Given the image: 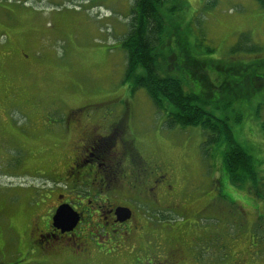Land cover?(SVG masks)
Segmentation results:
<instances>
[{"label": "rangeland", "instance_id": "374dc122", "mask_svg": "<svg viewBox=\"0 0 264 264\" xmlns=\"http://www.w3.org/2000/svg\"><path fill=\"white\" fill-rule=\"evenodd\" d=\"M133 2L0 0V263L24 259L27 264H165L176 251L182 264H238L237 253L245 245L232 247L227 240L237 234L236 228L227 225L220 206L203 210L207 194L228 187L222 171L227 149L208 152L199 128L170 129L166 114L154 107L146 92L132 91L125 80L121 42L130 29ZM170 7L176 9L163 20L162 47L170 73L178 72L187 53L185 42L193 53L220 60L229 58V50L238 44L264 49V9L255 0H173L163 11ZM194 68L193 77L217 82L215 66L198 63ZM229 89L210 88L202 94L205 103H216L206 108L237 98ZM262 101L258 96L253 105ZM74 110L80 126L71 124ZM114 114L132 117L127 125L139 133L138 153L167 174L173 188L163 194L175 203L150 209L137 203L138 233L109 248L102 246L99 233L92 240L101 250L93 246L87 255L78 256L81 259L66 255L67 260L47 261V255H37L33 238L35 229L46 225L61 193L56 182L66 176L79 150L83 126L103 124L104 116ZM260 114L262 124L264 107ZM257 123L244 119L234 134L254 158L264 161V130ZM109 144L112 156L121 152L117 144ZM121 160L113 166L120 175L128 166L139 169L144 164L139 158ZM107 179L111 187L103 200L122 202L131 194L122 189L127 181L121 184L110 175ZM95 190L91 183L77 187L84 196ZM71 249L78 252L75 246Z\"/></svg>", "mask_w": 264, "mask_h": 264}, {"label": "flooded vegetation", "instance_id": "af4514ba", "mask_svg": "<svg viewBox=\"0 0 264 264\" xmlns=\"http://www.w3.org/2000/svg\"><path fill=\"white\" fill-rule=\"evenodd\" d=\"M76 113L77 111L71 114L73 119L71 124L80 126L81 117L76 116ZM84 118L92 119L90 116ZM131 120L132 117L128 114L119 116L114 114L109 115L108 119L104 116L100 122L103 124L97 122L88 127L83 126L79 150L66 171V176L60 182H56L57 188L61 190L56 197V204L47 214L46 225L35 229L34 247H32L37 255H47V261L53 262L67 260L66 258L69 257L64 258L66 255L81 259L80 257L89 253L90 247L97 246L100 250L102 246L109 248L110 244L114 245L117 241L126 240L134 233H138L140 226L135 223L141 220L137 215L140 210L137 203L147 206L146 209L162 206L164 202L168 205L175 203L171 195L166 198V193L163 194L167 188H173L167 174H163L153 160L139 155L136 144L138 143L139 146L140 136L133 130L132 125H127ZM109 143L112 146L117 144L121 152L116 150L112 156L113 150L110 151ZM125 157L129 160L139 158L144 164L139 169H131V166H128L125 172L121 171V175L118 168L113 172V166L121 164V159ZM262 167H264L263 163ZM252 174H247L249 180L243 187L233 188L228 183V188L216 189L214 193L207 194L204 198L206 205L203 210L220 206L227 225L236 228L237 234L227 238L228 244L232 247L239 243L245 245L244 249L237 253L238 259L235 261H239L238 264H264V169L257 175ZM109 175L116 177L121 184L127 181L128 185H122V189L127 188L131 194L124 196L123 203L114 198L103 200L102 197L106 195L105 190L111 187V184L107 183ZM251 176L254 178H250ZM83 183L94 184L95 193L91 196L77 193L78 185ZM64 204L70 205L81 215V221L72 231H62L53 222L57 209ZM119 208L129 209L130 219L122 221ZM99 233H102L105 245L100 246L96 240H92L99 237ZM88 241H92V245ZM73 246L78 252L71 249ZM232 247H228L230 251ZM79 255L81 256L78 257ZM232 257L234 258L233 255ZM166 262L165 264H182L183 261L174 251L169 254ZM27 263L29 262L22 259L14 263L0 264Z\"/></svg>", "mask_w": 264, "mask_h": 264}, {"label": "trees", "instance_id": "16d2710c", "mask_svg": "<svg viewBox=\"0 0 264 264\" xmlns=\"http://www.w3.org/2000/svg\"><path fill=\"white\" fill-rule=\"evenodd\" d=\"M171 1L134 0L132 3L130 29L121 42L126 59L125 80L132 84V91L140 89L146 92L154 107L166 114V124L170 129L199 128L208 152L227 149L222 171L228 178L227 184L241 188L249 180L247 174L257 175L264 164V161L254 158L234 134V128L241 125L244 119L258 122L260 130H264V123L260 124L264 101L253 105L258 96L264 97V49L246 43L238 44L229 50V58L220 60L193 53L189 43L185 42L187 47L183 50L187 53L179 61L178 72L170 73V66H166L162 56V47L165 45L163 20L167 13L176 9L170 7L167 12L163 11ZM255 1L264 9V0ZM198 63L206 68L215 66L217 82H209L205 76L193 77ZM221 87H229V92L234 91L238 97L213 110L207 109L206 105L216 103H205L201 95L210 88ZM246 109H255V113L250 114ZM245 115L248 117L245 118Z\"/></svg>", "mask_w": 264, "mask_h": 264}, {"label": "water", "instance_id": "95a60500", "mask_svg": "<svg viewBox=\"0 0 264 264\" xmlns=\"http://www.w3.org/2000/svg\"><path fill=\"white\" fill-rule=\"evenodd\" d=\"M118 212H120L122 221L128 220L131 217V213L129 209L119 208ZM81 221V216L78 214L70 205L64 204L61 205L53 217L54 225L62 229V231H72L77 227L79 222Z\"/></svg>", "mask_w": 264, "mask_h": 264}]
</instances>
